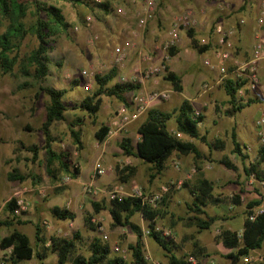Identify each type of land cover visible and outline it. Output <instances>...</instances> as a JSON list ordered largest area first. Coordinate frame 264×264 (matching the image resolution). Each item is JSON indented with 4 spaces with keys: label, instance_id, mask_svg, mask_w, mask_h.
Returning <instances> with one entry per match:
<instances>
[{
    "label": "rangeland",
    "instance_id": "rangeland-1",
    "mask_svg": "<svg viewBox=\"0 0 264 264\" xmlns=\"http://www.w3.org/2000/svg\"><path fill=\"white\" fill-rule=\"evenodd\" d=\"M23 1L30 5L24 21L28 26H31L36 20L34 14L35 0ZM42 1L59 7L69 25L66 30L60 29L49 39L51 48L48 55L51 62L49 73L42 80L39 81L33 77V67L30 68L29 75L22 73L19 70L20 66H17L11 74H3L0 70V126L4 129V134L0 137V155H3L2 158L0 156V220L12 218V215L5 209V204L12 197H16V193L20 192L19 195L30 202V209L17 216L21 223L15 222L13 226H0V238L9 234L13 228H18L27 233L36 249L40 250L36 238V224H39L43 229L42 235L47 239L52 236L73 237L79 233L81 239L78 242V252L84 255L89 254L91 241L95 237H99L103 243L110 245L112 255H121L130 264L132 255L128 245L137 241V235L128 227L113 225L109 211L111 191L122 188L125 193L131 194L134 188H137L151 197L161 189L163 184L170 180L176 181V179L168 180L154 191L149 190L147 185L151 182L149 181L150 164L145 162L143 164L142 160V163L138 162L139 160L135 159V156H126L121 148V141L124 136L130 137L133 145H136L139 139L137 127L129 126L126 130L119 132L116 140L105 138L104 142H97L96 131L102 124H111L114 112L123 104L120 100L115 97L103 96V104L96 120L86 111L74 107L95 91V75H103L112 68L117 69V77L112 83L134 81L142 87L139 79L151 81L154 85L153 89H139L144 93L164 91L163 88L171 87L172 84L164 79L166 65L169 67L171 65L175 69L180 67L181 70H186L185 65L192 63L190 69L196 75L206 76V70L210 68L204 63V59L210 58L211 54L209 52L201 54L192 48L188 31L199 24L210 29L216 23H225L232 15L244 10L246 12L250 2L256 4V9L261 4L260 0H153L152 5H148L146 0H87L89 5L62 0ZM101 2L109 3L111 9L109 13H105L98 6V3ZM227 4L228 6H226ZM148 6L151 8L149 9ZM146 8L148 9L147 21L145 25H142L140 19L146 12ZM180 18L182 20L179 22V37L171 47L179 48L181 54L177 55V58L175 56L172 58L168 54L170 47L164 48V46L167 42L170 43V33L176 26V20H180ZM190 20L194 21L193 24L189 22ZM4 30L5 25H2L0 33ZM153 36V45H147L146 41ZM201 38L197 37L196 39L200 45H203L202 41L205 38ZM127 42H130L131 46L126 49V54L122 56V60L118 61L117 49L125 46ZM38 44L37 36L31 32L28 33L20 46L21 56L25 57L30 54L38 47ZM233 59L236 58L233 57ZM169 60L170 62H168ZM151 67H159L161 70L147 77L146 71ZM235 68L234 63L230 61L228 71L230 74L232 71L234 77L237 78V74L234 72ZM221 75L220 70L218 78L211 83H209V79H204L202 82L203 89L212 84L216 85L218 90L223 89L224 80L231 76L220 82ZM259 78L260 85L258 88L262 86L260 70ZM41 86L66 90L63 97V102L67 107L65 119L54 122L51 126V133L56 139L53 147L57 151L69 152L72 167L77 165L80 169L82 168V174L77 180H74L71 174L62 171L58 164L54 165L52 176L47 173V154L44 150L45 139L41 126L45 120L49 96L40 89ZM187 91L189 94L192 89L188 88ZM170 93L171 96L166 101L171 99L172 92L170 91ZM222 93L223 96H226L224 92ZM241 98L243 99L242 102H247L250 99L248 92ZM166 101L159 103H166ZM220 110L221 106L218 105L216 113ZM197 111L201 113L200 110ZM146 114L133 122L139 121ZM262 116H264L262 105L255 102L247 106L242 112H237L233 116H223L222 120L218 119L216 123L219 126L216 127L213 121L217 116H215L213 109L208 107L204 111V121L200 123V131L203 134L207 128L210 135L217 130L225 132L226 129L231 130L235 123L241 127L251 128L255 121ZM75 121L79 123L75 128L81 133L82 149L77 148L70 132L72 123ZM26 124H29L31 129L24 128ZM172 127H176L174 118L168 122V128L171 130ZM256 133L255 130V143L250 141L251 132L246 131L247 139L239 133L242 138L241 144L250 147L244 151L245 158L243 156L231 158L234 163L239 165V175L236 171L229 170L217 162L223 157L221 153L203 150L206 158L199 164L205 167L206 175L218 181L215 190V197L218 200L215 204L210 203L205 207L207 214L201 215L203 218L208 215L219 220L209 230L198 232L194 220L195 213L180 203L185 198L183 191L192 200L194 199L191 189L196 184L195 178L199 172L196 164L192 163L190 169L184 173L181 178L183 180L181 188H173L161 202L154 206L150 204L152 208L162 213V216L156 219V226L159 231L173 230L174 238L172 240L175 245V252L179 256L187 255L189 257L193 255L194 237L203 240L208 231L214 232L219 227L224 220L223 217L235 219L237 216H246L247 205L252 201V195L259 194L260 198L261 195H264V181H259L253 175H247L244 169L245 166L250 165L251 161H254L261 145ZM198 141V146H205L201 141ZM33 145L38 146V159L35 162L32 160L33 153L29 150ZM98 160L106 166V174L97 178L99 179V186L104 188L101 189L98 184L94 183L97 193H85L84 185L93 182V179L89 180V166L91 163L94 165ZM130 168H134L133 176L129 180H123V177L129 175ZM13 169H17L26 176V179L10 180L8 173ZM68 175L72 178L70 182L65 179ZM241 177L247 182L248 188L244 191L246 193L245 200L243 202L240 200V204H236L234 198L240 193L231 195L228 193V187L233 181H236L235 179L240 181ZM84 182L86 183L84 184ZM184 183L187 185L184 186ZM93 202L98 203L101 207L99 212L95 211ZM55 207L68 209L75 213L76 221L59 219L52 212ZM261 207L264 208V205ZM89 216L93 228L86 222V218ZM132 220L143 230L148 229V221L140 212H137ZM241 224L242 219L241 221L239 219L236 228L240 227ZM105 235L107 238H104ZM144 238L155 249L156 254L152 252L150 256L161 264H168V258L164 255L165 250L149 234L143 235V241ZM201 246L204 244L201 243ZM46 254L45 259H40L35 255L32 259L24 260L18 264H57V254L51 251H47ZM205 254H203L205 257L203 259L209 261L211 254L209 252ZM254 256L256 259L252 264H260L264 261L258 260L259 254L254 253ZM5 264L14 263L11 259H7Z\"/></svg>",
    "mask_w": 264,
    "mask_h": 264
},
{
    "label": "trees",
    "instance_id": "trees-1",
    "mask_svg": "<svg viewBox=\"0 0 264 264\" xmlns=\"http://www.w3.org/2000/svg\"><path fill=\"white\" fill-rule=\"evenodd\" d=\"M75 4L89 5L87 0H62ZM34 14L36 15L35 22L28 26L24 21L28 15L30 5L23 0H0V27L5 25V30L0 33V70L3 74H11L17 66H20V71L25 75H29L30 68H34L33 77L36 80H42L49 73V64L51 58L48 55L50 46V37L56 34L60 29H67L69 23L66 21L62 10L52 4L42 0H35ZM98 6L104 10L105 13L111 11L110 5L107 2L98 3ZM33 33L39 40L38 47L30 54L22 57L20 54V46L28 33ZM191 40V47L199 53L206 52L210 46L200 45L199 41L194 37V32H189ZM180 51L177 47H170L168 54L174 57ZM117 77V69L112 68L107 73L95 75L96 89L95 91L81 100L76 107L86 111L94 120L98 118V113L103 104V96L115 97L123 104L131 108L130 93L138 91L141 88L139 83L134 81H118L112 83ZM164 79L170 82L176 91H182V77L171 70L166 65V73ZM76 83L78 81H75ZM223 89L229 96L230 108L227 109L226 115L233 116L240 112L243 108L255 103V100L248 99L246 103L242 102L243 99L238 95L242 83L238 78L228 77L223 82ZM49 96V103L46 106L45 120L42 123L41 131L44 134V150L46 151V169L49 175H53V167L58 164V167L72 175L74 179L78 178L81 173L79 167H72L71 156L69 152L57 151L53 147L55 137L51 133V126L54 122L65 119V112L67 107L63 102V97L66 90L56 89L51 86H41ZM194 108L189 100L185 99L181 106L175 111L169 113L160 110L157 107H151L146 114V119L140 124L138 133L139 140L134 146L132 139L124 136L121 141V148L126 156H135L145 163L150 164L149 181H153L162 174L166 165L173 153L181 155L192 154L194 156L195 164L198 170L201 169L199 162L206 156L197 147L194 142L187 141L183 137H179L177 133L190 136L193 139L205 143L210 149H224L225 142L223 139H216L210 142L207 134H202L200 131V123L204 121V115H194ZM175 118L177 129L172 132L168 128V122ZM80 121V119H79ZM79 123L77 121L72 123L70 128L71 135L78 149L83 148L81 140V133L75 128ZM110 128L107 124H102L96 131V138L102 142L108 135ZM233 139V153L236 156H243L244 150L242 144L237 139L235 129L232 131ZM33 153L32 160L35 162L38 159V146L33 145L29 148ZM217 162L225 166L229 170L237 171V165L228 156H224ZM247 175H253L259 181H264V145L261 144L258 148L257 155L254 161H251L249 166L244 167ZM134 174V168L129 169V175L123 177V180H129ZM10 180H25L26 176L21 174L17 169H13L8 173ZM187 184L184 183V186ZM194 197L190 210L195 213V225L198 227L199 232L202 230L210 229L212 223L216 221L215 217L208 216L206 218L201 215H206L204 208L210 202H216L218 199L214 196V182L201 178L199 182L191 189ZM234 201L240 204V195L234 198ZM17 198L12 197L5 204V209L12 215V218L0 220V226H13L15 222L21 223L14 212L17 208ZM264 203V195L260 199L252 200L247 205V214L244 222L242 232L232 229H222L219 240L223 246L232 249L226 255L230 260V264H244L242 258L249 255L252 251L261 249L264 245V210L254 220L249 218V214L255 207L262 206ZM95 211L99 212L101 207L98 203L93 202ZM114 226H122L130 228L136 235L137 241L128 245L132 258L130 264H148L144 252V243L142 237L144 235L143 229L133 222L132 217L140 212L143 217L148 221V229L150 237L157 242L163 250L165 256L168 258V264H191L188 262V256H178L175 252V245L172 239H168L162 235V232L156 230V219L162 216L161 211L152 208L150 204L143 203L142 199L135 196H128L122 199H112L109 208ZM52 212L56 217L63 220H74L76 214L63 209L55 207ZM86 222L91 223V217L86 218ZM42 227L36 224V238L37 250L32 242L31 237L19 230H13L5 235L0 240V248L6 249L12 247L11 261L18 264L24 260L32 259L37 255L40 259L47 257V251L57 254V264H128L127 260L121 255H112L110 245L103 243L99 237H95L89 247V254L84 255L78 252V242L81 239L79 233L73 237H55L47 239L42 235ZM49 243V245H46ZM195 251L199 253L198 256L202 257L197 264H211L203 258L205 254L204 248L200 246L198 240L194 242ZM42 252V253H40ZM207 255V254H205ZM260 264H264V261Z\"/></svg>",
    "mask_w": 264,
    "mask_h": 264
},
{
    "label": "crops",
    "instance_id": "crops-1",
    "mask_svg": "<svg viewBox=\"0 0 264 264\" xmlns=\"http://www.w3.org/2000/svg\"><path fill=\"white\" fill-rule=\"evenodd\" d=\"M251 3L252 2L249 3V8H247L246 12H244L245 11L244 10L243 12H239L237 14H234V15H232V17L228 18L225 21V23L222 22V25L225 28L234 30V33L230 38V40L232 42L231 50L233 53V57L238 58L239 60L250 57L252 50H253L255 43H256L257 32L261 31L264 33V28L263 27L261 28L256 21L257 12H258L260 6H258L255 9L256 4L252 3V5L250 6ZM260 3H261V0H260ZM226 6H228V4ZM190 31L194 32V35H195L194 37H196V38L197 37L200 39H202L201 37L205 38V42H203L202 44L210 46V48L206 52H209L211 54V57L204 59V63L206 60L211 62V64L209 65L210 69L206 70V76L201 77L200 75H196L195 72L190 69L192 66V63L185 65L186 70H181L180 67H178V68L176 67V69H175V68L171 67V65H170L171 70L175 71L176 73H178L182 77L183 90L180 92L176 91L173 89V86L171 84H170L171 87L168 86L166 88H163L164 90H170L172 92V97L169 101H166V103H159L155 107L159 108L160 110H162L164 112L171 113V112L175 111L177 108H179L181 106L182 102L185 99H187L192 104L194 110L195 111L200 110L201 114H203V115H204V111L207 110L208 107H211L215 113V116H217L215 118V120L213 121L214 125L217 127V126H219V124H217L216 121L218 119L222 120L223 116H228V115H226L225 112L230 107L229 96L226 94L224 89H221V90L216 89V87H215L216 85L212 84V85H210L209 88L205 87V89H203V84H202L204 79H209L210 80L209 83L215 81L218 78L219 73H220V64L218 63L219 61H218L217 57L215 56V50L219 46V44H218L219 35L216 32V24L213 26V28H210V29H207L202 24H199L195 28H191L188 31V34ZM153 40H154V36L151 37L150 40H147L146 44L147 45H150V44L153 45L152 44ZM191 40H192V38L189 39V41H191ZM156 48H159V46H156ZM206 52H204V53H206ZM179 54H181V51H179L177 55H179ZM201 54H203V53H201ZM177 55L175 56L176 58H177ZM172 58H174V57H172ZM168 62H170V60ZM231 63H232V61H231ZM228 64H230V61ZM234 72H236V68L234 69ZM228 76H231L232 78H234V73H232V71H231V74L229 73ZM260 76H261L262 86L255 91L248 92V96L250 97V99H255V102H259L262 105V109L264 111V60L261 63ZM139 81L142 84L141 90L142 89H153V87H154L153 83L149 80L139 79ZM188 88L192 89V92L189 94L187 93ZM222 92H224L226 94V96H223ZM244 103H246V101ZM218 105L221 106V110L218 113H216ZM131 109H133V106L131 107ZM245 109H246V107L243 108L241 110V112ZM145 119H146V115H144L139 121L131 122L128 125V127L129 126L130 127H137V129H138L140 124ZM107 125H109V128H110V124H107ZM175 126H176L175 128H173V127L171 128L172 132H176V129H177L176 121H175ZM199 126H200V130H201V125H199ZM24 128H26L27 130L31 129L29 124H26ZM233 129H235L236 134H237V139L240 143L242 141V138L239 136V133H241L243 135V137L245 136V138L247 139L248 136L245 135L246 131L249 133L251 132V135H249L250 141L255 143V130L257 132L256 121H255L254 126L251 128L241 127L237 123H235V125L231 128V130L226 129L225 132H222V130H217L214 134H211V135L209 134V131L206 128L205 133H203V134H208L207 136H208V139L210 140V142L216 141V139H218V138L223 139L225 142V148L224 149H217V148H211L210 149L203 142L202 143L205 146L200 147L197 145L198 140L193 139L190 136H187L184 134H182L181 137H183V139H185L187 141L194 142L197 145V147L202 151V153H203V150L209 151V152L212 151L215 153H221L223 157L228 156L231 159L232 157H236V155L233 153V139H232ZM3 134H4V129L2 126H0V137ZM119 134H120L119 132H116V133L112 134L109 138H114L116 140V138L118 137ZM139 138H140V135H139ZM96 140H97V138H96ZM97 142H99V141H97ZM242 147L244 148V151H246V149H250L249 145H246V144L242 145ZM0 156L2 158L3 155H0ZM135 159L139 160L138 162H141V163L143 161V160L141 161V159H139L137 157H135ZM174 162L180 163L179 169L174 166ZM192 163L195 165L194 156L192 154L181 155L179 153H173L172 156L170 157L167 165H166V168L162 172V174L159 175L157 178H155V180H153V182H150V184L147 185L149 187V190L154 191V190L158 189L161 184L167 182L170 179H181L184 176V173L190 169ZM143 164H145L144 161H143ZM94 165H95V163H94ZM94 165H93V163H91L89 166V180H91L93 178V171H94V167H95ZM103 165L105 166L104 163H103ZM236 165L238 167V170L236 172L239 175V165L238 164H236ZM205 173H206L205 167L201 166V169L199 170L198 175L195 178V182L197 184L199 182V180L203 177L213 181L214 182V196H215V190H216V186H217L218 181L211 179ZM81 174H82V168H81L80 175ZM77 179L78 178H76L74 180H77ZM235 180L236 181H233L232 184H230V186L228 187V189H229L228 193L231 195L240 193V196H241L240 200L243 202L245 200V194H246L244 191H246L248 188L247 182H245V179L243 177H241L240 181H238V179H235ZM98 181H99V179H96L93 182L98 184V186H99ZM85 183L86 182H84V184ZM102 185H104V184H102ZM99 187H101V186H99ZM102 188H104V187H101V189ZM183 192H184L183 194L185 195V198L183 199V201H180V203L184 204L187 208L190 209V205H192L193 200L190 197H188V194H186L185 191H183ZM20 197H22V196H20ZM251 198H252V200L260 199V195L259 194H253ZM210 203L215 204V202H210ZM210 203H208L207 206ZM236 204H238V203H236ZM263 205H264V203L262 204V206ZM204 210H205V208H204ZM240 217L241 216H237L235 219H232V217H227L228 219L223 217L224 220H222V223L219 225V227H217L214 232L208 231L204 235L203 240H199L197 237H194L195 240H198L200 246H201V243L204 244V246H202L204 248V252L205 253L209 252L211 254V256L209 257V261H207V260H205V261H207L211 264H230V260L226 257V255L229 254L232 251V249L224 247L222 242L219 240L218 237H219L222 229H224V228H228V229H232V230H235L238 232H242V230L244 228V222H245L246 216H243L241 218ZM76 219H77V217L73 221L75 222ZM239 219H240V221L242 219V224L240 227L236 228V224L239 222ZM216 221H219V220H216ZM214 223H212V225ZM198 232H199V230H198ZM195 240H194V242H195ZM194 242H193V246H194ZM143 243H144V252H145L146 256L152 255V252L156 254L154 247L149 245L147 239L144 238ZM46 245H49V243H47ZM259 250H261V249L254 250L250 254L259 252ZM193 255H195V257L198 259V262H199V260H202V257L198 256L199 253L197 251H195V247H194V254ZM242 263H243V258H242Z\"/></svg>",
    "mask_w": 264,
    "mask_h": 264
},
{
    "label": "built area",
    "instance_id": "built-area-1",
    "mask_svg": "<svg viewBox=\"0 0 264 264\" xmlns=\"http://www.w3.org/2000/svg\"><path fill=\"white\" fill-rule=\"evenodd\" d=\"M146 2L148 5L153 4V0H146ZM148 7L149 9L151 8V6ZM147 10L148 9L146 8V12L144 13L143 17L140 19L142 25H145V22L147 21V15H148ZM181 20L182 18H180V20H176V26L170 33L171 41L170 43L167 42L164 48H169L173 46L175 44V40L176 41L178 40L179 37L178 29L180 26L179 22ZM256 21L261 28L264 26V0H261V4L257 12ZM189 22L190 23L192 22L193 24L194 21L190 20ZM216 32L219 35L218 38L219 46L215 50V56L219 61L218 63L220 64V70L222 72L219 81L221 82L224 78L228 77L229 75L228 63L229 61L233 60L232 62L236 66L237 78L242 83L238 95L240 97H243L247 92L257 90V88L260 85L259 70L261 63L264 60V33L261 31L257 32L256 43L250 57L245 60H239L238 58L233 59V53L231 50L232 42L230 38L233 35L234 30L225 28L222 25V23H218V24L216 23ZM202 42H205V40H203ZM129 46H131V43L127 42L125 46L119 47L117 49L116 57L118 61L122 60V56L126 54L125 51ZM205 64L210 65L211 62L206 60ZM160 70L161 69L159 67H151L149 70L146 71V76L149 77L159 72ZM84 73H86V71H84ZM170 96L171 93L170 91L167 90L152 91L150 93H144L138 90L130 93V102H131V107L133 106V109L126 106L125 104H122L116 109L114 115L111 118V124H110L111 131L109 130L106 139H108L112 134L116 132H122L126 130L131 122L137 120L143 114L147 113V111L155 104H158L161 101L168 100ZM200 114L201 113L199 111H194L195 116H199ZM256 128H257V135L259 137V141L261 144L264 145V116H262L256 121ZM177 135L179 137L182 136L181 133H177ZM106 139H104V141ZM174 166L179 169L180 163L174 162ZM105 173H106L105 166L100 160H98L95 163V167L93 171V178H92L93 181H95L98 177L103 176ZM65 179L67 182H70L72 180L70 175L66 176ZM182 185H183L182 179H176V181L170 180L168 183L163 184L161 186V189L151 197L144 194L141 190L137 188H134V191L131 194L125 193L122 188L121 189L116 188L114 191H111L110 198L112 200V199H122L128 196H135L141 198L143 203L151 204L152 206H154L157 203L161 202L164 196L168 194L173 188H181ZM83 190L85 193H92V192L97 193V190L94 187V182L84 185ZM19 194L20 192L16 193V198L18 202H17V208L14 212L15 216H20L24 212H27L30 209V202L28 200H25L23 197H20L21 195ZM263 210L264 208H262L261 206L253 208L252 212L249 214V218L251 220H254L261 212H263ZM156 230L159 229L156 228ZM143 232L144 234H150L149 229L143 230ZM162 235L168 239L174 238V232L172 229H167L163 231ZM104 238H107V236L105 235ZM256 253L259 254L258 260L260 259L264 260V245L261 248V250H259V252ZM11 255H12V247H8L6 249L0 248V264H5L7 259H11ZM146 259L148 261V264H161L160 262L154 260L151 256L147 255ZM255 259L256 257L254 256V253H252L243 257V263L251 264ZM187 260L191 264L198 263V259L193 255H190Z\"/></svg>",
    "mask_w": 264,
    "mask_h": 264
}]
</instances>
